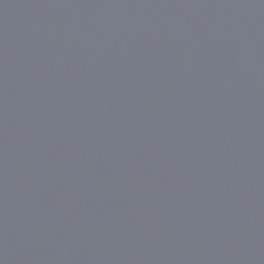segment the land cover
Here are the masks:
<instances>
[{"label":"water","instance_id":"1","mask_svg":"<svg viewBox=\"0 0 264 264\" xmlns=\"http://www.w3.org/2000/svg\"><path fill=\"white\" fill-rule=\"evenodd\" d=\"M0 264H264V0H0Z\"/></svg>","mask_w":264,"mask_h":264}]
</instances>
